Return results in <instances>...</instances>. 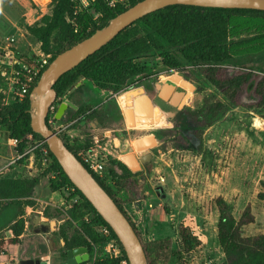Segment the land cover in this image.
Segmentation results:
<instances>
[{
    "label": "rangeland",
    "instance_id": "obj_1",
    "mask_svg": "<svg viewBox=\"0 0 264 264\" xmlns=\"http://www.w3.org/2000/svg\"><path fill=\"white\" fill-rule=\"evenodd\" d=\"M41 4L40 0H0V255L19 264L16 259L21 254L15 252L22 250L33 259L43 260L37 256L55 247L47 244V240H52L57 241L58 249L51 260H46L48 264H54L56 259H62L65 264L66 247L74 243L82 244L90 255L80 264H93L97 260H109L101 232L103 226L84 202H74L73 195L66 198L68 209L48 202L54 170L47 165L37 168V143L22 158L14 157L7 120L1 117L6 111L19 110L25 101L12 93V83L24 80L39 69L42 60L51 57L41 52L37 38L27 30L42 26L51 16V0L45 7ZM93 14L88 31L108 20L103 13ZM229 24L230 39L244 42L231 48L235 59L234 65L227 67L228 76L241 75L238 71L250 76L247 85L240 80L231 86L225 84L228 93L235 96L233 103L199 72L200 65L187 63L173 48L170 51L176 60L173 66L168 63L154 66L151 52L133 60L148 75L130 77L120 88L105 81L94 84L116 94L133 87L142 88L146 82L152 86L159 80L169 81L174 77L182 88L179 106L170 123L129 130L127 127L124 131L127 135L130 132L134 140L152 139L153 146L147 151L152 159L142 170L128 176L117 190L113 189L122 203L149 199L148 208L160 219L150 239L141 240L149 248L150 264H222L225 256L217 238L218 198H222L235 220L249 207L253 221L242 227V236L264 234V201L258 198L264 180V119L252 108L259 100L254 84L264 77V18L253 14L233 15ZM137 29L136 25L129 33ZM70 41L69 31L54 32L50 38L51 52L60 51ZM180 82L191 89L182 87ZM215 102L228 103L229 110L208 127H200L197 121L200 111ZM108 115L105 127L113 129L117 113L112 108ZM85 125L89 127L88 123ZM86 134L90 140L93 134ZM108 168L109 165L105 166L106 171ZM7 185L14 188L15 197L7 196ZM55 193L52 196L58 202L61 193ZM44 220L54 224L42 231L39 221ZM182 228L192 238L190 250L183 244ZM89 229L99 235V240L89 236Z\"/></svg>",
    "mask_w": 264,
    "mask_h": 264
},
{
    "label": "trees",
    "instance_id": "obj_2",
    "mask_svg": "<svg viewBox=\"0 0 264 264\" xmlns=\"http://www.w3.org/2000/svg\"><path fill=\"white\" fill-rule=\"evenodd\" d=\"M139 1L141 0H134L133 2L126 0L124 6L109 8L104 4L103 0H95L92 13L88 10H82L74 15L75 4L71 0H51L53 5L51 16L48 17L42 26H31L27 30L37 38V41L40 43L41 52L45 55L51 54L50 63L57 54L91 36L96 30L105 27L112 18ZM93 13H103L108 16V20L88 31L90 25L93 23ZM239 14H253L264 18V11L203 8L186 5H172L148 14L132 23L74 69L63 74L54 84L57 98L64 97L69 88L79 79H85L93 84L105 81L120 88V86H125L126 80L130 77L148 75L146 71L140 70L141 68L133 60L136 57L151 52H153L152 57H154V60L152 64L154 66H167V63L173 66L176 61L174 57L170 56L171 48H173L180 53L183 60L187 63L200 65L199 72L215 84L217 89L225 94L229 101L233 103L235 96L228 93L225 84L231 86L234 81L240 80L241 83L247 85L250 81L248 73L238 71L241 75L231 78L228 76L229 72L227 71V67L234 65L232 61H234L235 55L232 53L231 48L244 42L243 40H231L229 35V19L231 16ZM68 18L69 20H67ZM73 18H75L74 21L72 20ZM136 25L138 29L133 33H129V29ZM56 31H69L71 41L60 51L51 52L50 38ZM221 78L223 80H220ZM100 89L103 88L100 87ZM254 93L259 100L252 108L257 109L259 116L264 119V77H261L254 84ZM229 106L228 103L222 102L205 105L197 118L199 126L208 127L218 121L229 110ZM12 111H6L1 117L7 120L6 127L9 139L16 140V144L11 146L13 155H23L35 143L43 142L38 146V151L35 155L41 161L44 157L41 149L44 148L46 150L45 157L48 158L47 166H50L54 170V176L49 182L50 190L52 192H60L62 198L67 200L71 196L67 188H74L75 194L79 196L80 201L84 202L94 213L101 226H105L110 230L112 237L116 239L122 249L121 244L110 227L101 219L83 195L71 184L42 137L32 131L30 126L29 97L25 99L19 110L12 109ZM67 147L75 153L73 148ZM108 165L109 168L107 171L105 169L102 179L94 174L92 176L113 199L137 233L134 224L130 221L122 207V202L116 198L113 192V189L117 190L118 186L122 182L124 183L128 176L133 173L124 164L116 160H110ZM7 187V196L15 197L14 188L9 185ZM258 198L264 201V180L261 182V191L258 194ZM216 205L219 213L217 238L225 256V261L222 264H264V234L252 237L242 236V227L253 221V217L249 213V207L245 209L239 220H235L226 210L222 198L216 200ZM88 231L92 239L99 240L97 233L91 229ZM180 235L185 249L190 250L193 247L191 243L192 238H189V234L183 228L180 230ZM142 245L146 260L150 264L149 248L143 243ZM77 247L83 246L82 244L74 243L67 246L66 251ZM122 252L126 257L123 249ZM93 264H116V261L97 260Z\"/></svg>",
    "mask_w": 264,
    "mask_h": 264
},
{
    "label": "water",
    "instance_id": "obj_3",
    "mask_svg": "<svg viewBox=\"0 0 264 264\" xmlns=\"http://www.w3.org/2000/svg\"><path fill=\"white\" fill-rule=\"evenodd\" d=\"M172 5L264 11V0H141L116 15L105 27L96 30L91 36L57 54L43 70L29 97L30 126L32 131L42 137L71 184L110 227L121 244L129 264H146L145 252L138 234L113 199L66 146L64 140L49 128L46 118L49 108L57 99L54 84L63 74L74 69L135 21ZM139 92V90L135 91L134 94ZM179 100L180 93H177L176 101L179 102ZM68 106H71L68 101L59 104L56 110L58 119H60ZM135 146L138 151H141L152 147L153 141L148 139L144 144L137 141ZM151 159L152 154L148 152L140 158V162L142 165H146ZM123 161L133 172L137 171V167L132 163L130 157H124ZM38 167H41V161H39ZM39 224L41 225V230L45 231L48 226H53L54 223L44 220L39 221ZM66 256L65 264H80L89 259V254L84 247L67 250ZM19 264H48V262L35 258L20 261Z\"/></svg>",
    "mask_w": 264,
    "mask_h": 264
},
{
    "label": "crops",
    "instance_id": "obj_4",
    "mask_svg": "<svg viewBox=\"0 0 264 264\" xmlns=\"http://www.w3.org/2000/svg\"><path fill=\"white\" fill-rule=\"evenodd\" d=\"M147 83L149 82H146L142 88L133 87L114 94L110 91L97 88L90 81L79 79L69 88L64 97H62V102L68 101L71 104V106L66 108L59 119V122L64 128V137H62V139L65 144L73 148L75 153L83 151L94 146L96 135L102 133L104 130H111L114 134L111 135L109 140L98 142V144L103 145L109 152L107 162L110 160L119 161L124 164L130 172L135 173L123 161L124 157H130L132 163L137 167V170H142L145 165L141 164L140 158H142L150 148L138 151L135 143L140 141L144 144L149 138L142 137L138 140H134L130 137V132L127 131L128 136L124 131L127 130V127L129 130L135 129L138 126L146 127L164 124L166 122L170 123L178 108L176 95L180 93V98L182 96V88L177 86L179 85L178 83L171 84L166 80H159V82H155L152 86H148ZM158 85H160V87H158ZM138 90L140 92L134 94V92ZM112 108L116 111L118 120L113 122L115 128L107 129L105 127V120L108 119L109 111ZM85 123H88L89 127L86 126ZM88 132L93 134L90 140L88 134H86ZM23 155L13 156L18 159L22 158ZM38 164L37 168H40ZM105 166H108V164L106 163ZM28 170L31 171L30 168ZM117 173L120 174L119 171H117ZM50 195L51 196H49L47 200L51 205H63L65 209L64 206L66 204L64 203L66 200L63 199L61 195L58 194L60 199L58 202H55L54 196H52L57 195V193L51 191ZM148 201L149 199L126 201L122 203L124 211L134 224L139 238L142 241L144 239H150L153 231L157 229L159 226L158 223H160V219L156 218L152 214L151 209L148 208L150 205L147 203ZM47 244L49 246L54 245L55 247L53 249L50 247L46 251L39 252L40 255L37 257H41L43 261L51 260L55 253V249H58L57 241L53 243L52 240H47ZM15 253L21 254V258L18 257L16 259L18 263L23 260L34 258L28 256L26 251L23 253L22 250H17ZM53 263L64 264L62 259L53 260ZM0 264H13V262L7 257L5 258V256L0 255Z\"/></svg>",
    "mask_w": 264,
    "mask_h": 264
},
{
    "label": "built area",
    "instance_id": "obj_5",
    "mask_svg": "<svg viewBox=\"0 0 264 264\" xmlns=\"http://www.w3.org/2000/svg\"><path fill=\"white\" fill-rule=\"evenodd\" d=\"M41 6H46L50 0H40ZM74 4V15L79 11L88 10L90 13L93 12L92 8L94 6L95 0H71ZM104 4L109 8H116L118 6H124L126 0H103ZM37 6L38 4L35 3ZM99 15V14H97ZM69 20V18L67 19ZM73 22V21H72ZM49 57L42 60L38 70L33 71L31 74L27 75L24 80H18L11 85V91L15 96L21 101L31 96V91L36 82L38 81L43 70L49 64ZM62 98H57L55 103L49 108V113L47 116V125L51 130L57 133L61 138L64 137L63 126L59 122V119L56 117V110L60 103H62ZM112 132L110 130H104L101 134L95 136L94 146L87 148L83 151H78L75 153L76 157L82 162L85 168L91 173L96 175L99 178H103L105 172V164L109 157V152L107 149L98 144L102 140H109L111 138ZM12 145L16 144L15 139H10ZM43 142H37V145L40 146ZM44 157L41 160V166H45L48 163V158L45 157L46 150L41 149ZM68 193L71 195L75 194L74 188H67ZM74 202L80 201L78 195H73ZM65 204V203H64ZM65 209L69 208V205L64 206ZM101 232L103 237L106 239L105 250L108 255L109 260L116 261V264H129L127 258L124 256L122 249L116 239H114L110 233V230L103 226L101 227Z\"/></svg>",
    "mask_w": 264,
    "mask_h": 264
},
{
    "label": "bare ground",
    "instance_id": "obj_6",
    "mask_svg": "<svg viewBox=\"0 0 264 264\" xmlns=\"http://www.w3.org/2000/svg\"><path fill=\"white\" fill-rule=\"evenodd\" d=\"M38 1V0H37ZM171 81V82H170ZM171 84L174 82H179L178 79L174 78V77H170L169 81ZM182 84V86L185 88V86H187L189 89H191L187 84H185L184 82H180ZM179 92V91H178Z\"/></svg>",
    "mask_w": 264,
    "mask_h": 264
}]
</instances>
